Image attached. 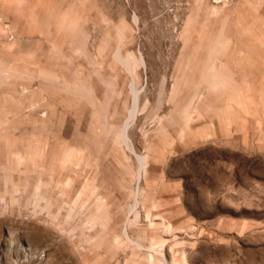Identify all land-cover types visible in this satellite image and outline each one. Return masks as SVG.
Instances as JSON below:
<instances>
[{
	"label": "rangeland",
	"instance_id": "rangeland-1",
	"mask_svg": "<svg viewBox=\"0 0 264 264\" xmlns=\"http://www.w3.org/2000/svg\"><path fill=\"white\" fill-rule=\"evenodd\" d=\"M0 264H264V0H0Z\"/></svg>",
	"mask_w": 264,
	"mask_h": 264
}]
</instances>
